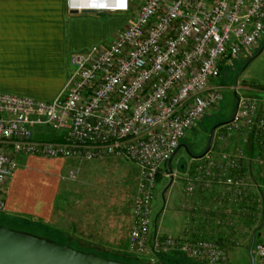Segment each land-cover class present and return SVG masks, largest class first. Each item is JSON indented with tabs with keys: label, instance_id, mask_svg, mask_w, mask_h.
Masks as SVG:
<instances>
[{
	"label": "built area",
	"instance_id": "obj_1",
	"mask_svg": "<svg viewBox=\"0 0 264 264\" xmlns=\"http://www.w3.org/2000/svg\"><path fill=\"white\" fill-rule=\"evenodd\" d=\"M263 38L264 0H143L109 45L70 55V78L52 101L0 93V214L19 157H115L137 169L125 253L225 264L216 241L151 236V200L158 175L174 177L166 164L183 132L217 110L220 67L254 53ZM229 90L234 109L216 132L239 148L215 163L198 158L206 164L183 176L184 193L221 185L244 210L252 192L264 193V96ZM252 253L264 264V223Z\"/></svg>",
	"mask_w": 264,
	"mask_h": 264
},
{
	"label": "crops",
	"instance_id": "obj_2",
	"mask_svg": "<svg viewBox=\"0 0 264 264\" xmlns=\"http://www.w3.org/2000/svg\"><path fill=\"white\" fill-rule=\"evenodd\" d=\"M142 2L0 0V93L52 101L65 89L70 78V55L109 45L113 36L132 20ZM35 137L52 136L36 131ZM196 159L192 158V161ZM101 160L120 161L123 167L131 170L134 198L136 167L115 157L95 161ZM65 161L70 160L19 157V167L5 187L4 218L12 223L47 230L60 241H70L78 247L122 254L127 247L131 211L124 220L116 203L99 200V195L92 193L97 183L104 184L99 180L104 164L95 163L75 174L73 180L80 173L83 180L79 183L86 187L83 193L87 197L82 199L70 189L63 196L65 185H62L61 174ZM45 166L52 167L54 175L51 180L44 178L42 181L43 175L39 176L35 171L41 172ZM189 166L180 168L182 175L189 171ZM118 171L125 178L128 176L123 170ZM91 177L94 178L90 180ZM69 196L65 202L63 197ZM200 200L199 191L190 195L182 193L179 206L171 207L175 216L162 227L164 211L169 210L164 202L153 218V226L150 221V235L202 238ZM123 230L125 237L120 242L119 233ZM228 262L231 264V258Z\"/></svg>",
	"mask_w": 264,
	"mask_h": 264
},
{
	"label": "rangeland",
	"instance_id": "obj_3",
	"mask_svg": "<svg viewBox=\"0 0 264 264\" xmlns=\"http://www.w3.org/2000/svg\"><path fill=\"white\" fill-rule=\"evenodd\" d=\"M215 84L221 86V100L217 106V110L209 113L195 126L183 132L179 143L180 146L170 163V171L174 173V177L169 179L163 177L162 174L158 175L151 200V226H153V218H156L164 202L168 205L169 210L167 212L164 211L162 227L166 223L169 224L170 220L175 216L171 207L179 206L180 197L184 193V175H182L183 172L180 168L183 167L185 169L187 165H190L188 170L193 169L194 171L197 167L203 166L206 163H203V159L192 161L193 157L206 154L207 158L215 163L219 161L218 159L221 160V156L227 159L239 148L237 140L231 137L220 138L216 132V127L228 122L231 118L235 105V96L229 88L239 87L242 93L264 96V38L260 41V45L254 53L242 56L236 61L225 62L221 67L218 78L215 80ZM213 128L210 147L205 153L209 134ZM95 163L104 164L99 178V180L101 179L100 182L104 184L97 183L94 186L96 189L92 193L98 194L99 200L106 199L109 203H116L117 210L121 212L125 220L130 214L134 200V180L133 177L129 176L131 170L123 167L120 161H65L61 174L63 179L62 185H65L63 196L70 189V191L78 195L80 194L79 197L82 199L87 197L83 193L84 189L86 191V187L79 183L83 180L82 175L78 173L75 180L73 179L79 169L91 168ZM120 169L128 174L126 178L118 171ZM35 172L39 176L43 175L42 181L44 178L51 180L52 175H54L53 168L50 166L43 167L41 172ZM93 178L91 177L90 180ZM95 181L98 180L95 178ZM171 183L172 185L167 189ZM70 184L73 186H70ZM224 191L225 189L221 185H213V187L199 191L203 230V235L201 236L204 239L213 240L223 245L226 255L225 264H229V258H231V264H248L246 249L250 233L259 225L261 217H264V193L252 192L251 197L253 200L247 206L245 205L244 210H242L240 205L234 204L230 198L224 196ZM92 198L94 197L92 196ZM68 199H70V196L67 199L63 197L65 202ZM3 224L14 230L29 232L37 236L50 238L59 243L68 244L73 248H78V246L73 245L70 241H60L59 238H56L55 235H52L47 230L12 223L6 220L3 214H0V225ZM154 227H156L155 224ZM119 236H121L120 242L123 241L125 231H121ZM79 248L86 250L83 247ZM91 251L100 257L122 262H148L145 258H136L133 255L125 253V251L122 254L95 249ZM154 262H163L164 264H196L175 255L159 256ZM254 263L258 264L256 260Z\"/></svg>",
	"mask_w": 264,
	"mask_h": 264
},
{
	"label": "water",
	"instance_id": "obj_4",
	"mask_svg": "<svg viewBox=\"0 0 264 264\" xmlns=\"http://www.w3.org/2000/svg\"><path fill=\"white\" fill-rule=\"evenodd\" d=\"M211 130L205 153L212 140ZM176 153V152H175ZM167 161L166 168L170 171V163L173 156ZM204 154L193 157L201 158ZM264 223V217L249 236L246 254L248 264L254 263L252 245L254 238L259 236V230ZM0 264H164L163 262H122L119 260L100 257L94 252H85L71 247L68 244L56 242L50 238L41 237L25 231H18L7 226L0 225Z\"/></svg>",
	"mask_w": 264,
	"mask_h": 264
},
{
	"label": "trees",
	"instance_id": "obj_5",
	"mask_svg": "<svg viewBox=\"0 0 264 264\" xmlns=\"http://www.w3.org/2000/svg\"><path fill=\"white\" fill-rule=\"evenodd\" d=\"M220 71H221V67H220ZM219 73H220V72H219ZM157 179H158V177L156 178V181H157ZM83 248L86 249V250H82V251H85V252H90V251H91L89 248H86V247H83ZM76 249L81 250L79 247L76 248Z\"/></svg>",
	"mask_w": 264,
	"mask_h": 264
}]
</instances>
